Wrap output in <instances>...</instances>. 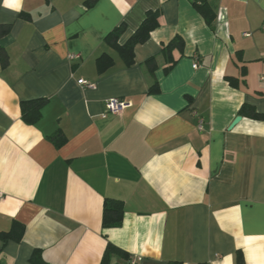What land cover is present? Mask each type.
<instances>
[{
    "label": "crops",
    "instance_id": "crops-1",
    "mask_svg": "<svg viewBox=\"0 0 264 264\" xmlns=\"http://www.w3.org/2000/svg\"><path fill=\"white\" fill-rule=\"evenodd\" d=\"M208 1L214 30L190 0H0V232L23 227L0 237V264H264V119L239 113H264V0ZM156 9L125 63L107 33L123 44ZM41 97L25 122L21 101ZM109 97L131 104L101 116ZM107 197L119 226L102 225Z\"/></svg>",
    "mask_w": 264,
    "mask_h": 264
},
{
    "label": "trees",
    "instance_id": "trees-1",
    "mask_svg": "<svg viewBox=\"0 0 264 264\" xmlns=\"http://www.w3.org/2000/svg\"><path fill=\"white\" fill-rule=\"evenodd\" d=\"M193 6L197 9V11L204 18L207 25L214 30L215 29V20H216V12L214 7L210 4L208 0H190ZM159 10H147L144 18L141 23L132 34V36L127 39L123 44L118 43V37L121 31V26H117L109 31L105 37V39L115 47L118 52L122 55L125 63L129 64L133 61V47L138 42H143L149 37L150 32L159 25ZM11 27V23H0V37L7 33ZM185 41L182 36L175 35L169 41L162 44L161 53L165 57L166 64L164 66V71L168 72L176 63L177 56L174 55L175 51H178L179 54H183ZM148 69L153 72L156 64L155 57L149 58L147 61ZM8 63V55L2 47L0 48V64L1 66H5ZM110 61L103 62L101 58H99V69L103 70L109 65ZM230 78V77H229ZM228 79V78H227ZM229 83L234 85V82L231 79H228ZM158 82L155 79L151 86L149 87L150 92H157ZM46 98H35L29 100H22L20 103L21 116L23 120L27 123H35L37 119L41 116V108L45 104ZM239 113L249 116L254 119H264V113L257 111L254 106L248 103H243L239 108ZM56 136H52L55 143L57 145L62 144L65 141V136L61 133H55ZM123 204L122 201L115 198H104L103 207H102V225L103 227H115L121 224L122 216H123ZM17 226H13L8 231L0 232V237L6 241L7 238H12L14 240H19L22 236L23 227L19 231H17ZM118 252L123 254L122 249L117 247L116 245L107 243L106 251L109 253ZM106 256L102 259L101 264H103ZM32 260L36 261L35 254L32 256ZM241 260V258H239ZM169 264H181L180 261H170Z\"/></svg>",
    "mask_w": 264,
    "mask_h": 264
},
{
    "label": "built area",
    "instance_id": "built-area-1",
    "mask_svg": "<svg viewBox=\"0 0 264 264\" xmlns=\"http://www.w3.org/2000/svg\"><path fill=\"white\" fill-rule=\"evenodd\" d=\"M68 56H69V58H73V57H77L78 54L69 53ZM197 65H198L197 62L193 63L194 68ZM79 83L85 87H93L94 86L93 82H91L87 79H83V78L79 79ZM130 104L131 103L129 100H125V99H122L120 97H109V98L105 99L103 102V111L101 112V116H105L108 113L118 114L121 111H123L126 107H128ZM198 127L199 128L202 127V118L198 119ZM139 260H140L139 256L133 257L130 259V263L135 264Z\"/></svg>",
    "mask_w": 264,
    "mask_h": 264
},
{
    "label": "water",
    "instance_id": "water-1",
    "mask_svg": "<svg viewBox=\"0 0 264 264\" xmlns=\"http://www.w3.org/2000/svg\"><path fill=\"white\" fill-rule=\"evenodd\" d=\"M239 118H240V117H239V116H237V117L234 119V121H233L232 125H233V124H235V123H236V122L239 120Z\"/></svg>",
    "mask_w": 264,
    "mask_h": 264
}]
</instances>
